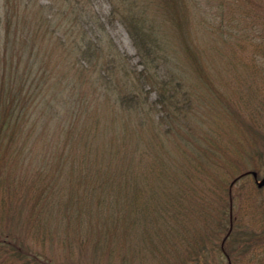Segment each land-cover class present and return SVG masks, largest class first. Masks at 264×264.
<instances>
[{
	"label": "rangeland",
	"instance_id": "rangeland-1",
	"mask_svg": "<svg viewBox=\"0 0 264 264\" xmlns=\"http://www.w3.org/2000/svg\"><path fill=\"white\" fill-rule=\"evenodd\" d=\"M47 1L54 3V8L59 6L58 8L63 9V1L59 0H31V5L35 3V11L38 5ZM179 1L178 17L182 21L183 34L181 32L174 39L176 42L180 41L177 55L181 66L171 68L177 70L178 74L181 72L183 78L179 81V88L174 87L171 91H175L177 97L186 100L190 106L185 110L188 117L177 119L174 123L176 127L173 132H179L181 137L178 138H183V141L175 142L169 147L162 145V151H167L164 156L167 166L159 168L163 172L169 171L178 185L195 195H198L199 190L208 195L213 189H219L218 201L212 208L215 220L208 221L203 232L205 242L200 243L209 248L207 264H264V247H261L264 243L255 239L248 248L249 239L264 231V189H255L256 183L250 173L255 171L258 181L264 177V20L261 18L264 14V0ZM2 2L0 0V5ZM91 6L94 16L104 24L107 39L105 44L107 41L112 43L124 61L119 62L127 65L126 68L132 74V88L142 94L140 95L146 101V106L157 101L161 91L159 85L169 88L172 86L173 82L167 71L161 64L157 68L151 65L149 72L152 77L148 79V83L137 80L135 76L141 73L143 64L125 28L118 20L110 19L108 0H92ZM159 19L164 23L162 18ZM43 26L38 29V33L43 34L46 41L49 36L54 39L51 30ZM183 43L187 44L188 49L182 48ZM56 54L58 53L54 51V62ZM1 59L0 55V66L3 63ZM14 66L23 70L24 62L17 63L14 60L4 64L6 69ZM55 66L59 69L63 67L60 62L50 65ZM120 72L111 75V83L115 84L117 80L121 83L123 79L120 78ZM88 73L92 76V72ZM154 80L157 84L153 83ZM97 88L93 94L90 85L78 84L77 93L65 96L66 102L69 103V98L76 95L83 99L79 108L84 110L93 105V110L100 115L96 119L99 122L105 121L106 128H109L110 118L107 116L110 108L103 103L104 85ZM11 95L5 91L1 95L0 91V123H4L0 132V237H6L32 258L48 264H183L186 255L184 250L191 247L190 239L200 227V214L190 204H186V207H182V212H179L180 216L187 213L186 217H180V221L176 218L171 224L178 231L187 227L188 234L184 239L189 240L190 244L173 239L174 244L178 243L175 248L174 244L170 246L169 239L165 242L147 241L155 249L156 255H146L142 248L145 243L141 245L142 239L137 240L144 230L135 231L134 238L131 237L133 232L128 226V211L121 205V201L113 209L101 214L102 210L99 208L103 194H92L89 190L99 187V183H90V177L82 181L84 174L82 176L80 170L78 176L81 181L77 179L78 176H71V170L78 166L76 160L72 161L71 155L83 153L86 145L71 142L63 131L66 113L63 111L59 117L52 119L48 108L45 109L46 113L39 110V107L45 106L37 104L38 100L33 97L24 100L21 99L24 96L17 95L18 99L12 100ZM6 100L12 102L11 110L4 109ZM139 110L141 109L131 116L130 130L135 128V135L130 140V145L137 138L145 137L142 144H147L154 151L160 145L157 144L158 139H152L150 134L156 123L146 124V120L142 124L140 121L144 120L145 114L156 118L157 113L153 109L155 114L151 110L149 113ZM228 110L235 114H228ZM161 112L164 113L165 109ZM88 116L91 123L85 124V133L102 140L98 143L99 148L90 147V151L97 154L95 159L106 164L108 159L99 157L98 152L103 148V142H108L106 148H110L111 144L117 147V136L102 134L107 131L113 135L116 132L106 130L100 133L103 125L95 122V117L90 118V111ZM79 118L76 122H83ZM163 123L162 128L165 129L167 124ZM111 125L118 128L116 123ZM252 131L257 134L251 135L253 139L250 141L253 142L247 143L246 138ZM237 137L240 139V146L244 141L248 146L250 143L256 144L257 152L249 149L246 153L242 151L240 174L235 178L229 176L226 188H219L222 186L224 170L228 171L229 167L225 164L227 152L223 149L239 156L241 152L240 148L237 149ZM182 147H188L189 154L185 157L181 152ZM195 149L213 151L211 159L215 165L199 158ZM196 158L204 163L199 168L200 171L211 174L207 178L209 182L198 178L194 162ZM93 163L96 162L91 161V165L95 166ZM135 178L137 179L136 176ZM149 186L150 184L146 188ZM126 195L145 202L142 200L143 196ZM148 195L150 198V192ZM146 202L148 205L152 203L148 198ZM230 212L233 223L228 221ZM158 223L159 232L166 229L165 221ZM230 233L231 238H228ZM225 239L226 249L234 256L226 258L218 254L217 247L220 242L223 246ZM182 244L188 246L184 247ZM237 248L239 250L236 254L233 249Z\"/></svg>",
	"mask_w": 264,
	"mask_h": 264
},
{
	"label": "trees",
	"instance_id": "trees-1",
	"mask_svg": "<svg viewBox=\"0 0 264 264\" xmlns=\"http://www.w3.org/2000/svg\"><path fill=\"white\" fill-rule=\"evenodd\" d=\"M59 1H63V9L58 8L59 6L54 8V3L47 1L38 5L34 11L35 3L31 5V0H3L2 5H0V55L2 57L1 60H3L0 66L2 70L0 72L1 95L2 91L12 94L10 96L13 98L12 100L18 99L17 95L19 97L24 96L21 98L24 100H29L33 97L34 100H38L37 104L40 103L45 106L43 108L39 107V110L46 113L45 109L48 108V113L52 115V119L59 117L63 111L66 113L67 120L63 131L71 142H79L82 146L86 145L83 153L77 152L75 155H71L72 161L76 160L78 162L77 170L73 168L70 172L71 176L80 175V170L82 176L84 174L82 181L90 177V183H99V187L89 190L92 191V194L95 192L99 193V195L103 194L101 200L102 209L99 208L102 210L101 214H105L109 209H113L121 201V205L126 207L128 211V226L130 225L129 229L133 232L131 233V237L134 238L135 231L144 230L141 237H138L137 240L142 239L140 241L141 245L145 243L142 248L146 251V255L151 254L152 257L156 255L155 249H152L147 241L149 243L150 241L165 242L166 239H169L171 242L170 246L177 240L183 241L186 244H190L189 242L191 241V247H187L184 250L186 251V255L184 256L183 264H207L206 258L209 248L204 243H200L202 241L205 242L203 232L208 221L215 220L212 208L215 207L218 201L219 189L218 191L213 189L208 195L205 191L199 190V192L197 191L198 195H195L192 191L178 185L173 180V174L170 175L169 171L164 170L163 172L159 168L167 166L164 160L167 151L166 149L165 152L162 151V145L169 147L174 145L175 142L181 143L180 141H183V138H178L181 137L179 132H173V129L176 127L174 123H176L177 119L183 120L185 117H188L185 110L190 106L186 100L180 99V96L177 97L175 91H171L174 87L179 88L181 85L179 81L183 78L181 72L178 74L177 70H175L181 66L177 55L180 41L176 42V39H174L181 35L182 32V21L178 17L180 1L108 0L110 19L118 20L125 28L136 49V54L143 64V68L140 70L141 73L136 74L135 78L148 83V79L152 77L149 67L155 65L157 68L161 64L162 68L169 74L171 82H173L172 86H170L171 88L158 84L161 89L158 95L159 100L150 102L147 106L146 101L142 100V94L132 88V74L126 68L127 65L119 62V60H122L119 53L113 48L114 46L110 41H107L105 44L107 39L105 38L104 24L99 21V18L94 16L91 6L92 0ZM159 18H162L164 23ZM261 18L264 20V14H262ZM42 25L51 30L54 39L49 36L46 41L45 36L38 33V29ZM182 48L188 49L187 44L183 43ZM54 51L58 53L56 54L57 58H55V62L52 58ZM14 60L17 63L23 61L24 69L20 70L16 66L12 69L4 67L5 63H12ZM58 62L62 63V68L59 69L56 66L50 67L53 63L58 64ZM171 67H175V69ZM88 72H92V76ZM117 72H120V78L123 80L121 83L117 80L113 84L111 83V75L117 74ZM101 73H103L102 76H98ZM106 83L107 85H105ZM153 83L157 84L156 80ZM78 84L90 85L93 94L98 90L97 87L104 85L102 91H105L103 93L105 100L103 103L106 107L110 108L107 116L110 118L109 128H106L105 121L99 122L96 119L98 113L96 114L93 110V105L87 106L84 110L79 108L82 105L83 99H79L76 95L69 98V103L66 102L67 97L65 96L73 95L70 93H77ZM110 84L112 85L109 86ZM4 103V109H12V102L10 100H6ZM14 105H17V103H14ZM158 106L160 109L157 108ZM163 108L165 109L164 113L161 112ZM138 109L142 110H139L140 112L145 111L149 113L151 110L152 113H157H154L156 118L145 114L144 120L140 121L142 124L146 120V124L149 122H151V125L156 123L150 134L152 139L154 137L158 139L157 144L160 145L154 151L147 144H142L145 137L137 138L130 145V140L135 135V128L130 130L131 116ZM89 111L91 112L90 118L93 119L95 117V122L103 125L101 130L99 129L100 133L106 130L116 132L113 135L107 131L102 134L112 137L117 136V147L111 144L110 148L113 146L112 149L106 148L105 145L108 142H103V148L98 152L99 157L108 159L106 164L104 161L100 162L95 159L97 154L95 155L90 151L91 148H99L102 140L85 133V124L91 123L88 121ZM228 114L235 113L232 110H228ZM230 117L234 120L232 115ZM78 118L83 122L77 123L76 120ZM162 122H164L163 124H167L165 129L162 128ZM111 123H116L118 128L113 127ZM232 124L235 125V123ZM3 127L4 123L1 122L0 132H2ZM162 129L164 131L161 132ZM255 134L257 132L252 131L249 137L246 138L248 140L246 142H253L250 141L253 139L251 135ZM236 142H238L237 149L240 148L241 152L239 156L238 154L233 155L234 152L232 151L223 149L224 152H227L225 164L229 165V167L227 168L228 171L224 170L222 186L219 188H226L229 176L235 178L240 174L239 170L242 169L240 165L242 151L246 153L249 149L254 153L257 152L255 150L256 144L250 143L248 146L244 143L245 141H242L243 143L240 146V139L238 137L236 138ZM247 146L248 148H243ZM187 149L188 147L184 149L182 147L181 152L184 154V157L189 154ZM195 151L200 156L199 158L206 159L209 164L215 165L211 159V154H214L213 151L207 149H201V151L195 149ZM151 153L153 154L150 155ZM199 158H196L194 161L196 162L194 164L198 171V178H203L205 182L206 180L209 182L207 178L211 174L200 171L199 168L204 163ZM91 161L96 162V164L93 163L96 167L91 165ZM136 169L140 170L135 171ZM77 179L81 181L79 176ZM148 184H150L148 188L150 191L146 188ZM255 189L263 190L264 187L256 185ZM126 194H136V197L143 196L142 200L145 202H140L138 198H131ZM147 198L148 201L152 202L151 205L147 204ZM157 198L159 200L156 201L155 199ZM186 204H190L192 209L198 215L200 214V227L197 228V234L190 241L184 239L188 234L186 226L182 230L179 229V231L171 227L176 218L180 221V217H186L187 213L181 216L179 213L182 212V207H186ZM165 213L166 216H164ZM166 218L168 219L166 220ZM163 221L166 223V229L159 232L157 230L158 222ZM228 221L230 223L234 221L231 212L229 213ZM228 238H231V233L228 235ZM5 239L6 237H0V264H48L41 260L37 261L29 254H26L21 248L12 244V241ZM255 239L264 243V231L257 234L255 238L249 239L248 248H250V242ZM226 241L225 239L223 246L220 242L217 251L218 254H222L227 258L234 256V254H229L230 250L228 251L225 247ZM177 246L178 243H175L174 247L176 248ZM261 247H264V245ZM233 250L237 254L239 248Z\"/></svg>",
	"mask_w": 264,
	"mask_h": 264
},
{
	"label": "water",
	"instance_id": "water-1",
	"mask_svg": "<svg viewBox=\"0 0 264 264\" xmlns=\"http://www.w3.org/2000/svg\"><path fill=\"white\" fill-rule=\"evenodd\" d=\"M250 173H251V175L253 176V178H254V180H255V182H256V185H257L258 187H262V186L264 185V177H262L261 180L258 181V180H257V173H256L255 171H251Z\"/></svg>",
	"mask_w": 264,
	"mask_h": 264
}]
</instances>
